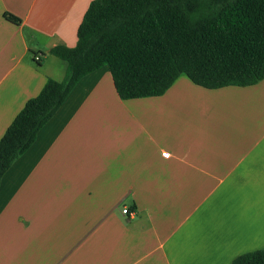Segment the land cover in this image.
<instances>
[{"label": "crops", "instance_id": "crops-1", "mask_svg": "<svg viewBox=\"0 0 264 264\" xmlns=\"http://www.w3.org/2000/svg\"><path fill=\"white\" fill-rule=\"evenodd\" d=\"M92 1L0 0V139L64 80L50 49L75 46ZM262 249L264 80L211 90L181 74L123 100L102 67L0 180V264H232Z\"/></svg>", "mask_w": 264, "mask_h": 264}, {"label": "trees", "instance_id": "trees-1", "mask_svg": "<svg viewBox=\"0 0 264 264\" xmlns=\"http://www.w3.org/2000/svg\"><path fill=\"white\" fill-rule=\"evenodd\" d=\"M4 18L21 23L11 14ZM50 54L67 63L66 76L47 81L5 131L0 180L75 85L102 67L123 100L159 97L181 74L211 90L264 80V0H94L75 46ZM232 264H264V249Z\"/></svg>", "mask_w": 264, "mask_h": 264}, {"label": "built area", "instance_id": "built-area-1", "mask_svg": "<svg viewBox=\"0 0 264 264\" xmlns=\"http://www.w3.org/2000/svg\"><path fill=\"white\" fill-rule=\"evenodd\" d=\"M34 62L37 63V62H40V57L39 56H34ZM162 157L164 158H168V154L167 153H162ZM127 212V209H123L122 210V213H126Z\"/></svg>", "mask_w": 264, "mask_h": 264}]
</instances>
